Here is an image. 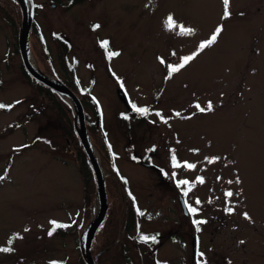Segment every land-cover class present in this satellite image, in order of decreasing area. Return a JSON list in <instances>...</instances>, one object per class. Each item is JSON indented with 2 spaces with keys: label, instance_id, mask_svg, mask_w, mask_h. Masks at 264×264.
Wrapping results in <instances>:
<instances>
[{
  "label": "rangeland",
  "instance_id": "rangeland-1",
  "mask_svg": "<svg viewBox=\"0 0 264 264\" xmlns=\"http://www.w3.org/2000/svg\"><path fill=\"white\" fill-rule=\"evenodd\" d=\"M67 1L0 0V101L11 105L0 109V248L14 249L0 264H85L83 233L98 210L95 174L80 169V152L90 163L74 101L62 95L69 120L21 69L31 8L26 47L38 71L80 99L102 171L108 219L93 263L264 264V0H229L226 18L223 0ZM104 40L119 54L109 57ZM50 221L73 224L50 236Z\"/></svg>",
  "mask_w": 264,
  "mask_h": 264
},
{
  "label": "water",
  "instance_id": "water-1",
  "mask_svg": "<svg viewBox=\"0 0 264 264\" xmlns=\"http://www.w3.org/2000/svg\"><path fill=\"white\" fill-rule=\"evenodd\" d=\"M30 4L32 5V0H29ZM24 10V9H23ZM32 17V8L30 10L29 16L24 13L23 17V27H21L20 35H19V48L22 57V63L26 71L36 80L42 82L43 84L55 89L60 94L70 96L71 99L75 103L76 115H77V135L80 139V142L86 152V155L90 161V165L92 167L93 173L96 177V184H97V203H98V210L97 213L94 215V218L88 224L86 230L83 233L84 244H83V258L86 264H94L92 256L90 254V245L93 240V237L100 226L101 222L104 219L106 210H107V199L105 195V186L104 180L102 176V171L96 158L93 156L92 151L90 149L88 143V136L85 126V119H84V112L83 107L81 104L80 99L75 94V92L64 82L57 80L54 77L47 76L43 74L41 71L36 70L29 62L27 54H26V43H27V35H28V28L30 25V20ZM120 94L124 100H126V96L123 90H120ZM194 248V247H193Z\"/></svg>",
  "mask_w": 264,
  "mask_h": 264
},
{
  "label": "snow or ice",
  "instance_id": "snow-or-ice-1",
  "mask_svg": "<svg viewBox=\"0 0 264 264\" xmlns=\"http://www.w3.org/2000/svg\"><path fill=\"white\" fill-rule=\"evenodd\" d=\"M223 3L225 5V10H224V17H222V18H226V17H228L230 15V12H229V9H228L229 0H223ZM98 27H100V25H98V24L97 25H93V28L94 29L95 28H98ZM167 27L170 28V29L176 27V24H175V22L173 20V17L171 15H169L168 18H167ZM180 30H181L182 33L183 32H191L192 31V29H187V28H185L182 25L180 26ZM221 31H222L221 26H217L216 29L214 30V32L212 33V35L207 40L202 41L200 43V45L198 46V51L204 49L205 47H207V46H209L211 44H213L216 41L217 36L221 33ZM101 46L103 48H105L106 53H107V55L109 57H112V56H115V55H118L119 54L117 52H113V51H109L108 50V41L107 40L101 41ZM196 55H197V53H193L192 55L183 57L182 58V62L180 64H178V65H174V66L173 65H169V67H168L169 76H171L172 73H175V72L179 71L181 68H183ZM5 107H9L10 108L11 105L0 104V108H5ZM196 107L201 112H203V111L206 110L205 108L201 107L199 104H197ZM133 108H135V110L138 111V112H140V113H144L146 111V109H144V108H136L135 105H133ZM207 110L208 111H211L212 110V104H211V102L208 103ZM177 115H179V113H177ZM173 161H175V156H173ZM187 167L191 168V167H193V165H190L189 164V165H187ZM3 178L4 177L0 176V179H3ZM197 179L198 180H201V182H202V178L198 177ZM236 182L239 183V180L237 179ZM186 183H187V181H185V180H179L178 181V184H180V185H183V184H186ZM225 195L230 197V196L233 195V193L229 191V192H226ZM196 203L198 204L199 203V200H197ZM225 210L227 212H229V213H231L233 211V209L231 207H228ZM188 211L191 212V213H195V212L198 211V209L195 208V207L189 206L188 207ZM244 216L247 218L248 217V214L247 213H244ZM204 222L205 221H203V220H194L193 221V223L194 224H197V225L198 224H201V223H204ZM50 224H52L54 226L49 231V233H48L50 236L52 235L53 231L55 230V227H57V226L63 227L64 226V225H58V223L56 221H50ZM25 231H27V229H25ZM197 231H199V228H197ZM139 238L142 241H147L149 239H155V237H148V236H144V235H141ZM8 243L11 244L12 243V240H9ZM13 250L14 249L11 248V247H2V248H0V252H11ZM51 264H56V262H51Z\"/></svg>",
  "mask_w": 264,
  "mask_h": 264
},
{
  "label": "trees",
  "instance_id": "trees-1",
  "mask_svg": "<svg viewBox=\"0 0 264 264\" xmlns=\"http://www.w3.org/2000/svg\"><path fill=\"white\" fill-rule=\"evenodd\" d=\"M15 2V0H13ZM55 1H59V0H55ZM83 0H68L67 3H66V7L68 6H71L77 2H81ZM35 25V24H34ZM35 31L33 30V33ZM35 34V33H34ZM60 43H61V50L63 52V54H67L66 51H67V42H65L64 40L60 39ZM63 56L64 60H66V56ZM21 69L25 75V77H27V79L33 83H36L38 86L41 87V90L44 94L45 97H47V99H49L50 101L54 102V104L60 109L61 113L64 114V115H68V119L71 120L72 119V112H71V105L70 103L61 95L59 94L57 91L53 90L52 88L44 85V84H41L39 81L35 80L33 77L30 76V74H28V72L24 69L23 65L21 64ZM49 71L55 75V73L53 72L52 69L49 68ZM65 82V81H64ZM66 84H68V82H65ZM70 87L71 85L68 84ZM0 104H4V105H9V103L7 102H4V101H0ZM8 107H5V108H0V109H7ZM71 122V121H70ZM89 126L91 127V125L89 124ZM87 126V128L90 130V132H92L91 128ZM72 134V132H71ZM91 136H92V133H91ZM78 141V139H77ZM79 161H80V169L81 171L83 172V176L86 177V176H90L91 174V170H90V165L88 164V161L86 159V157L84 156V154L82 152H80V155H79ZM86 211H87V208H86ZM85 213V212H84ZM106 218L108 219V217H105L104 221H106ZM87 217H84L83 216V223H84V220H86ZM111 219H115V217L113 216ZM113 222H115L113 220ZM107 223V221H106ZM73 223H70V222H58V225H64L63 227H55V232H58V233H63L65 231V227L67 229V225H71ZM104 223H102L100 225V227L98 228L97 232H100L102 230V228L104 227L103 225ZM54 227V226H53ZM115 226H112L110 228H114ZM105 228V227H104ZM54 232V233H55ZM96 232V233H97ZM109 233L113 234L114 233L109 229ZM112 235V236H113ZM115 239H113L114 241ZM104 253V252H103ZM103 253H101L99 255V261L103 262Z\"/></svg>",
  "mask_w": 264,
  "mask_h": 264
},
{
  "label": "bare ground",
  "instance_id": "bare-ground-1",
  "mask_svg": "<svg viewBox=\"0 0 264 264\" xmlns=\"http://www.w3.org/2000/svg\"><path fill=\"white\" fill-rule=\"evenodd\" d=\"M21 1H22V3H24V5L27 7V1H26V0H21ZM25 50H26V54H27V57H28V60H29L30 64H31L36 70H38V68L36 67V65H35V63H34V61H33V59H32V57L30 56V53H29L28 48L25 47ZM88 143H89V146H90V149H91V151H92L93 156L99 161V159H98V155H97L95 149L92 147V144L90 143V140H89V139H88ZM82 241H83V244H84V238H82Z\"/></svg>",
  "mask_w": 264,
  "mask_h": 264
}]
</instances>
